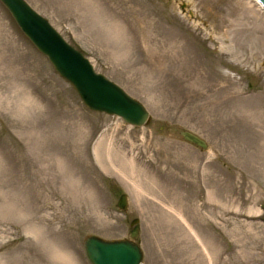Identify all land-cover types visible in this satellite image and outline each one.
Segmentation results:
<instances>
[{"label": "rangeland", "instance_id": "rangeland-1", "mask_svg": "<svg viewBox=\"0 0 264 264\" xmlns=\"http://www.w3.org/2000/svg\"><path fill=\"white\" fill-rule=\"evenodd\" d=\"M26 1L150 122L89 110L0 3V264H92L85 241L134 219L141 264H264L260 5Z\"/></svg>", "mask_w": 264, "mask_h": 264}, {"label": "water", "instance_id": "water-1", "mask_svg": "<svg viewBox=\"0 0 264 264\" xmlns=\"http://www.w3.org/2000/svg\"><path fill=\"white\" fill-rule=\"evenodd\" d=\"M264 6V0H259ZM24 36L36 50L47 58L55 72L77 92L84 105L91 111L122 119L127 125L141 128L149 124L150 113L138 100L121 86L98 72L90 59L71 43L35 10L26 0H0ZM187 4H183L185 10ZM190 15L193 16L192 12ZM185 141L204 150L206 140L190 132L181 133ZM118 209L127 212L129 198L123 194ZM139 219L131 223L129 239L106 241L91 236L85 241V250L92 264H141L143 250L139 243Z\"/></svg>", "mask_w": 264, "mask_h": 264}, {"label": "bare ground", "instance_id": "bare-ground-1", "mask_svg": "<svg viewBox=\"0 0 264 264\" xmlns=\"http://www.w3.org/2000/svg\"><path fill=\"white\" fill-rule=\"evenodd\" d=\"M187 8H188V4H187ZM190 12H192V14L194 15L193 11H189V15H190ZM193 133V132H192ZM195 134V133H194ZM197 135V134H196ZM209 145V144H208Z\"/></svg>", "mask_w": 264, "mask_h": 264}]
</instances>
